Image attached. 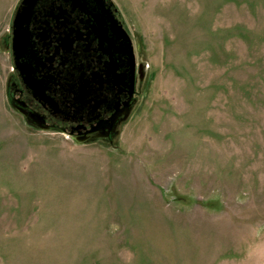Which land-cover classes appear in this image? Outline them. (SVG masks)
<instances>
[{"label":"rangeland","instance_id":"374dc122","mask_svg":"<svg viewBox=\"0 0 264 264\" xmlns=\"http://www.w3.org/2000/svg\"><path fill=\"white\" fill-rule=\"evenodd\" d=\"M112 1L140 77L105 141L13 109L0 0V264H264V0Z\"/></svg>","mask_w":264,"mask_h":264},{"label":"flooded vegetation","instance_id":"af4514ba","mask_svg":"<svg viewBox=\"0 0 264 264\" xmlns=\"http://www.w3.org/2000/svg\"><path fill=\"white\" fill-rule=\"evenodd\" d=\"M7 99L32 127L111 140L139 94L135 41L112 0H18Z\"/></svg>","mask_w":264,"mask_h":264}]
</instances>
